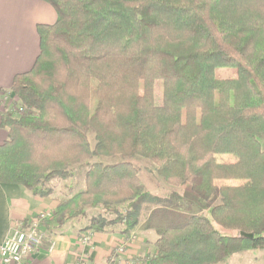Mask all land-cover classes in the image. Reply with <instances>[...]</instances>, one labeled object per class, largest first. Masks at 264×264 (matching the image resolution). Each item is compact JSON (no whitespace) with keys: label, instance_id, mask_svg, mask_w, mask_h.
<instances>
[{"label":"trees","instance_id":"1","mask_svg":"<svg viewBox=\"0 0 264 264\" xmlns=\"http://www.w3.org/2000/svg\"><path fill=\"white\" fill-rule=\"evenodd\" d=\"M42 1L56 20L37 26L39 54L13 79L22 111L1 114L0 183L47 198L79 167L84 188L40 225L86 220L82 232L120 226L127 238L162 200L145 189L130 161L138 156L168 186L218 202L163 229L146 264L264 250V0ZM219 68L235 77L218 79ZM226 181L249 183L217 185Z\"/></svg>","mask_w":264,"mask_h":264},{"label":"crops","instance_id":"2","mask_svg":"<svg viewBox=\"0 0 264 264\" xmlns=\"http://www.w3.org/2000/svg\"><path fill=\"white\" fill-rule=\"evenodd\" d=\"M56 20L54 9L42 0H0V93H9L16 75L28 72L38 54L39 37L37 26L51 25ZM3 95V94H2ZM7 96V95H6ZM5 109L0 105V145L7 139V131L1 127V114ZM264 151V139L259 140ZM58 199L39 198L18 185L0 183V246L10 235L15 223L28 224L40 214L50 218ZM142 214L141 222L125 237L118 230L114 233H93L94 249L85 264H146L155 251V236L149 231L147 218ZM86 220L69 222L59 228L41 226V244L29 259L32 264H77L80 257L79 236L87 226ZM124 245L125 252L119 256L115 249ZM253 264L263 262L264 250H252ZM243 252L228 258L224 263L245 264ZM235 257V261L232 259ZM0 264L2 262L0 261Z\"/></svg>","mask_w":264,"mask_h":264},{"label":"rangeland","instance_id":"3","mask_svg":"<svg viewBox=\"0 0 264 264\" xmlns=\"http://www.w3.org/2000/svg\"><path fill=\"white\" fill-rule=\"evenodd\" d=\"M216 77L218 79H227V78H234L235 77V71L233 69L229 68H219L216 70ZM161 88L162 83L161 81H157L155 83V103L157 105L161 104L162 102V94H161ZM2 94L7 95L8 99H3L4 97ZM12 106H20V103H18L14 93H0V105L3 106L5 109L3 113L12 112L15 111L9 107V102ZM12 109V110H11ZM11 110V111H10ZM2 113V114H3ZM16 114V113H14ZM264 135L259 137V140H263ZM89 142L91 146L94 145L95 140L93 135L89 134ZM118 158H102L97 159L96 161H101L103 164H112L116 162ZM92 161V160H91ZM95 161V160H94ZM136 167L139 168V177L145 187V189L152 195L159 196L162 200L157 205L151 206L153 214L149 219H147L146 223H148L149 231L151 232L152 236H155V234L158 232H161L163 229L169 226H179L182 225L185 222V217L188 214H194V213H200V209H205V207L212 206L215 203H218L216 199L214 198L212 202L205 203L190 194L178 189V188H172L168 186L165 182L162 181L158 177V175L155 173L154 166L151 162L147 161L144 158L141 157H134L130 160ZM216 161L219 163H230V162H236L237 157L233 155H218L216 156ZM248 181H226V182H217V185H243L248 184ZM52 186L54 188V193L56 194L57 198L61 197H68L71 196L78 191H81L84 188V170L80 169L79 167L74 169V172L71 177L64 179V180H54L52 183ZM53 193V194H54ZM58 199V200H59ZM203 202V203H202ZM180 203H183V207H185V210L181 211V213H178L176 216L173 215V213L168 212L167 210H173L174 207L177 205H180ZM206 204V205H205ZM145 208H143L142 212L145 211ZM150 208V207H149ZM158 208L166 209V210H157ZM156 209V210H155ZM190 211V212H189ZM90 212V211H89ZM97 211H91V213H95ZM184 213H187L186 215ZM204 215H207V212L204 213ZM115 230L120 229V226L114 227ZM254 254L253 252H248L245 256V264H253V260H251V255ZM235 257L232 259V261H235ZM219 264H227V263H219ZM256 264H263V262H257Z\"/></svg>","mask_w":264,"mask_h":264},{"label":"built area","instance_id":"4","mask_svg":"<svg viewBox=\"0 0 264 264\" xmlns=\"http://www.w3.org/2000/svg\"><path fill=\"white\" fill-rule=\"evenodd\" d=\"M2 96L4 97L3 99L9 98L5 94ZM11 103L10 101L9 107H11ZM12 107H16L13 109L15 113L22 111L20 106L19 108L18 106ZM45 219H47V216L40 214L36 219L26 225L23 223H15L13 225L9 237L0 246V261L2 264H32L29 256L41 244L42 234L40 232V223ZM78 241L80 257L77 264H85L94 249L93 233L90 231L82 232ZM124 252V245H120L115 249L116 255L121 256Z\"/></svg>","mask_w":264,"mask_h":264},{"label":"water","instance_id":"5","mask_svg":"<svg viewBox=\"0 0 264 264\" xmlns=\"http://www.w3.org/2000/svg\"><path fill=\"white\" fill-rule=\"evenodd\" d=\"M244 237L252 238V234H245Z\"/></svg>","mask_w":264,"mask_h":264}]
</instances>
